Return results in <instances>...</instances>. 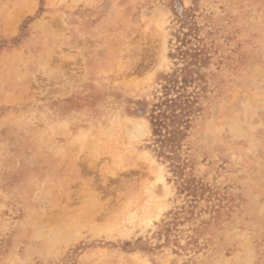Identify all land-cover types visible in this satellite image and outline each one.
Returning a JSON list of instances; mask_svg holds the SVG:
<instances>
[{
  "label": "rangeland",
  "instance_id": "1",
  "mask_svg": "<svg viewBox=\"0 0 264 264\" xmlns=\"http://www.w3.org/2000/svg\"><path fill=\"white\" fill-rule=\"evenodd\" d=\"M0 264H264V0H0Z\"/></svg>",
  "mask_w": 264,
  "mask_h": 264
},
{
  "label": "bare ground",
  "instance_id": "2",
  "mask_svg": "<svg viewBox=\"0 0 264 264\" xmlns=\"http://www.w3.org/2000/svg\"><path fill=\"white\" fill-rule=\"evenodd\" d=\"M149 188V187H148ZM151 190V189H150ZM154 192V191H153ZM151 192L152 194L149 196V198L151 197V202H148V204L144 207L142 206L143 209V214L142 215H138L139 219H140V223L142 224L144 221H150L153 218V214L157 211V206L155 204V197H154V193ZM148 193V192H147ZM147 202V201H146ZM136 214V213H135ZM134 215V214H133ZM137 216V215H134ZM110 228V227H109ZM113 228V227H112ZM126 226L124 224H119V227H117L115 230L120 234V233H124V232H129L126 230Z\"/></svg>",
  "mask_w": 264,
  "mask_h": 264
}]
</instances>
